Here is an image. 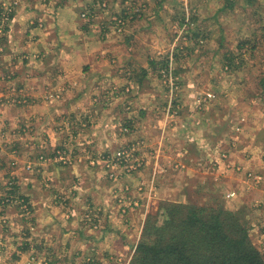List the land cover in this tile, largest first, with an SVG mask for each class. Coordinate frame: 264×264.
Instances as JSON below:
<instances>
[{"label": "rangeland", "instance_id": "1", "mask_svg": "<svg viewBox=\"0 0 264 264\" xmlns=\"http://www.w3.org/2000/svg\"><path fill=\"white\" fill-rule=\"evenodd\" d=\"M72 2L84 31L100 42L115 40L117 57L109 61H115L120 83L98 84L94 99L120 102V124L113 130L120 142L112 153L95 150L87 156L92 167L99 163L100 180L110 182L118 217L126 222L136 216L137 226L143 224L141 239L147 220L161 224L165 203L222 202L229 211L243 210L249 240L264 258V172L252 169L250 155L241 150L250 118L257 112L264 118V0H106L104 7L103 0ZM21 94L0 96V115L24 105ZM66 149L50 151L52 160L68 163ZM120 151L128 162L117 161ZM45 156L39 161L45 163ZM260 160L264 164V153ZM140 173L134 185L122 182ZM234 182L241 190H256L248 205H234L239 197ZM11 183L0 200V230L6 207L18 206L23 218L31 216L25 196ZM3 260L0 253V264ZM80 261L97 264L93 252ZM39 262L35 254L30 258V264Z\"/></svg>", "mask_w": 264, "mask_h": 264}, {"label": "crops", "instance_id": "2", "mask_svg": "<svg viewBox=\"0 0 264 264\" xmlns=\"http://www.w3.org/2000/svg\"><path fill=\"white\" fill-rule=\"evenodd\" d=\"M48 1L0 0V19L8 5H15L0 39V96L22 93L26 98L24 105L5 108L0 115V200L13 182L31 213L26 219L18 206L4 208L3 263L30 264L35 254L36 264L57 259L79 264L93 252L97 264H129L143 224L137 226L136 216L126 222L118 217L110 182L100 180L99 163L92 167V156H87L95 150L112 153L120 142L113 131L120 124V102L94 99L98 84L120 83L111 64L115 61H109L117 57L115 40L100 42L84 31L72 0ZM261 115L250 118L241 150L250 155L252 169L264 172ZM56 149L69 150L70 161H53L49 152ZM135 177L122 182L134 185L142 174ZM233 187L239 191L234 205H248L256 190H241L236 182Z\"/></svg>", "mask_w": 264, "mask_h": 264}, {"label": "trees", "instance_id": "3", "mask_svg": "<svg viewBox=\"0 0 264 264\" xmlns=\"http://www.w3.org/2000/svg\"><path fill=\"white\" fill-rule=\"evenodd\" d=\"M162 209L161 224H144L129 264H264L249 240L243 210L229 211L222 202H168Z\"/></svg>", "mask_w": 264, "mask_h": 264}, {"label": "built area", "instance_id": "4", "mask_svg": "<svg viewBox=\"0 0 264 264\" xmlns=\"http://www.w3.org/2000/svg\"><path fill=\"white\" fill-rule=\"evenodd\" d=\"M104 2H103V4H102V6L104 7V6H106L107 5V2H106V0H103ZM9 11V10H8ZM11 11V10H10ZM84 15V14H83ZM2 16H4V14L2 15ZM6 17H7V15H6ZM6 17H1V19H3V21H5V22H7V18ZM1 21V20H0ZM5 22H0V27H2L3 29L2 30H4V27H5V25L6 24H4ZM2 24H4V25H2ZM2 32L3 31H1V35H3L2 34ZM2 49L3 48H0V52L2 51ZM117 161H119V162H128V160H127V154H126V152L124 153L123 151H120V152H118V155H117ZM249 176H251V174H248ZM254 175V174H253ZM255 177V180L256 181H259L261 178H260V176H254ZM234 197V193L233 192H230V193H228L227 195H226V198L227 199H232Z\"/></svg>", "mask_w": 264, "mask_h": 264}]
</instances>
